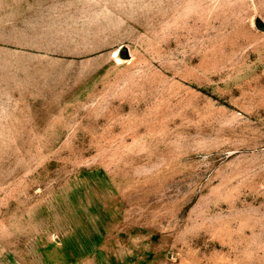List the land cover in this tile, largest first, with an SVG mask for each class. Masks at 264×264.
I'll return each mask as SVG.
<instances>
[{
  "label": "rangeland",
  "instance_id": "obj_1",
  "mask_svg": "<svg viewBox=\"0 0 264 264\" xmlns=\"http://www.w3.org/2000/svg\"><path fill=\"white\" fill-rule=\"evenodd\" d=\"M0 264H264V0H0Z\"/></svg>",
  "mask_w": 264,
  "mask_h": 264
}]
</instances>
